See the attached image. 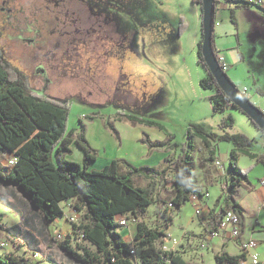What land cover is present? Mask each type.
Instances as JSON below:
<instances>
[{
    "label": "rangeland",
    "instance_id": "1",
    "mask_svg": "<svg viewBox=\"0 0 264 264\" xmlns=\"http://www.w3.org/2000/svg\"><path fill=\"white\" fill-rule=\"evenodd\" d=\"M27 1L0 0V15L4 18L0 23V53L12 67L25 75L30 89L70 103L67 128L74 131L73 135L84 132L85 138L96 151L95 169L102 168L107 161L118 157L119 153L123 154L116 146L115 129L123 136L121 140L132 146L131 155L127 158L136 165L160 169L163 163H159L162 161L161 151L175 148L168 158L180 155L181 160L189 152L194 175L202 188L208 171V166L202 164L208 162L209 150L215 155L218 152L224 154L234 145L231 141L216 137H206V142L192 132L190 137L186 134L190 126L187 125L188 120L204 124L213 130L211 132L221 134L219 123L222 115L219 112L213 114L209 99L211 90L199 85L204 72L195 60L197 27L196 24L194 26V17L195 9L198 13L200 11V4L194 0H71V11L67 13L61 10L60 5L56 10L53 8L51 14L44 11L43 15L40 9L42 15L36 13V22H32L31 12L25 10L26 18H29H19L17 24L14 18ZM37 4V8L44 6L47 9L46 0H38ZM76 7L82 9V14L76 13L79 18L73 13ZM3 8L8 11H3ZM109 19L114 23L109 22ZM180 20L184 22V28L175 42L171 36H166V32L171 24L179 23ZM239 23L244 39L246 25L241 19ZM18 25H22V29ZM117 25L119 37L112 39L113 27ZM82 29L86 30L85 33L80 32ZM261 41H256L263 50L262 54L255 57L257 62L264 59ZM251 84H248L249 88ZM236 86L241 89L243 85ZM251 91L249 89V99L264 110L260 96ZM221 113H224L223 117L227 116L226 112ZM124 114L149 117L162 124L161 127L140 126L138 123L126 126L122 123L126 119ZM236 115L234 124L222 130L229 134H249L253 129L252 124H249L251 122L241 112ZM116 117L121 118L119 124L115 122ZM143 126L147 129H143ZM162 133L165 137H162ZM139 134L151 142H162L164 146L151 147L149 150L139 138L135 140ZM74 138L70 143V153L64 157L81 163L83 150ZM138 144L146 145L147 152L139 149ZM223 165L228 174L229 162L225 160ZM122 169H126L124 165ZM132 180L133 184L144 187L149 182L136 175ZM171 181L170 175L160 172L157 178L160 189L157 187L154 193L159 192V197L167 200ZM4 194L7 198L19 199L20 206L32 219L27 234L23 235L22 231L15 228L16 212L4 203L1 198ZM72 203L71 200L61 203L64 213L58 216V222L46 224L40 211L32 206L27 196L14 185L6 187L0 183V216L15 235L26 240L27 251L21 248L18 254L28 258L32 264H83L71 259L60 247L65 240L77 251H80L79 244L90 246L75 228L84 221V213L73 211ZM153 208L152 205L145 214V221L150 226L158 223ZM69 216L74 217V221L69 222ZM57 232H60L61 237L53 241ZM4 238L2 233L0 241L5 245H0V254L13 251L10 241ZM124 238L132 241L129 234L124 233ZM37 251L39 254L36 256L34 253Z\"/></svg>",
    "mask_w": 264,
    "mask_h": 264
},
{
    "label": "trees",
    "instance_id": "2",
    "mask_svg": "<svg viewBox=\"0 0 264 264\" xmlns=\"http://www.w3.org/2000/svg\"><path fill=\"white\" fill-rule=\"evenodd\" d=\"M194 1L201 4V0ZM178 28L179 31L183 30L182 20ZM201 41L200 39L198 42V62L203 65ZM212 46L214 47L213 33ZM214 53L218 58L215 49ZM200 85L205 89L214 90V93L209 96L214 112H224L229 106L236 108L223 91L217 90L215 79L209 73L200 79ZM257 92L264 96V90L259 88ZM69 110L68 101L57 100L30 89L25 75L12 67L0 53V152L4 160L15 157V162L11 165H4L0 160V183L12 184L20 188L32 206L40 211L46 224L63 214L62 202L71 200L73 201L71 206L76 211H83L84 221L75 228L80 231L82 239L90 246L79 244L80 251H77L69 246L66 240L60 244L65 253L77 262L83 264H190L175 252L163 250L159 243L164 232L156 227H150L143 219L147 207L153 201H158L155 196L158 193L154 191L157 189V178L160 172L168 175L171 173V193L167 197L168 201L161 202L164 204L169 202L174 210L188 201L191 194L199 197L202 195L203 192L193 172L189 152L185 153L183 160L180 155L175 158L166 157L160 169L136 167L116 159L102 168H89L96 160V151L85 138L84 132L73 135L74 131L68 130ZM124 115V118L130 120L132 124L142 123L161 127L152 120ZM233 124V116L227 114L221 119L219 127L223 129ZM114 131L118 137V132L113 129ZM191 132L202 137L204 141L206 137H216L231 141L234 145L229 155L230 180L226 182L227 188L223 195L217 199L218 209L213 208L210 211L212 230H216L223 214L233 211L236 215H240L242 212L241 206L233 197L239 181L246 178V173L237 167L238 154L242 152L253 157L256 155L246 151V144L251 139L244 133H206L195 125L187 127L188 137ZM73 136L83 150L81 163L64 157L71 151L70 143ZM140 140L148 146L149 150L151 147L164 146L162 142H151L145 137H141ZM189 145L193 147L191 142ZM209 151L210 156L207 160L213 161L214 152ZM259 160L264 164L263 156L259 157ZM121 162L126 169L121 168ZM134 175L149 179L150 184L147 187L133 184ZM165 211L163 214H166ZM117 215L129 220L134 219L136 232L131 242L125 241L121 236L116 222ZM2 233L5 241H10L13 251L0 254V264H32L28 258L18 254L21 248L27 251L26 240L15 235L13 229L4 223L0 216V239ZM132 249H136L135 254L131 253ZM214 259L216 264H241L245 255H231L223 251L216 253Z\"/></svg>",
    "mask_w": 264,
    "mask_h": 264
},
{
    "label": "crops",
    "instance_id": "3",
    "mask_svg": "<svg viewBox=\"0 0 264 264\" xmlns=\"http://www.w3.org/2000/svg\"><path fill=\"white\" fill-rule=\"evenodd\" d=\"M195 14L196 17H194V26L196 24L197 27L195 30V36L197 39L195 60L197 61V65H199L203 69L204 73L201 77L203 78L206 77L208 73L203 65L198 62V42L200 41L202 36L201 6L199 13L195 9ZM239 19H241L244 22V25H246L245 29L243 28L244 39L241 37V27L240 23L238 24ZM108 21L113 22L110 19ZM171 25V28L167 29L166 36H171L176 42L180 35V31L178 28L179 23H174ZM112 32V39H117L119 37L118 25L113 27ZM212 33L214 45L213 48L218 55L223 56L224 62L226 64L225 73L227 74V76L235 85L240 84V86L243 85L247 87V95L250 94L249 89L255 91V93L253 91L251 92H253L255 95L260 96V101L264 104V96L260 95L257 92L259 88L264 90V59L258 62L254 60L255 57L258 54H262L263 51L258 46V43H256V41L261 39V44L264 45V11L241 3L222 2L215 7ZM174 49H176V47H174ZM249 83H252L250 88L248 87ZM210 90L211 94H213L214 90ZM224 112H226L227 114H231L233 118L236 119V114L240 111L238 109H235L234 107L229 106ZM214 113L217 112L213 111V114ZM219 113L223 118L224 113ZM238 116L242 118L241 115ZM142 118L146 120H153L149 117ZM115 119L116 121H114L119 124V119L117 117ZM122 123L126 126L131 125V122L128 119H124ZM138 124L140 126L142 125V123ZM191 124L195 125L196 122L193 123L192 121L188 120L187 125ZM249 124L251 125L252 123ZM140 126L135 127L138 128ZM196 126L206 133L213 131L210 130L211 128H207V126L204 124L198 123L196 124ZM251 126H253V132L251 131L248 132L249 134H245L251 139V141L246 144L247 150H245L252 155H256V157L242 152L238 154L237 167L246 173V178L239 181V184L238 186H236L235 192L233 194L234 199L242 208L241 214L238 215L239 237L231 238L228 235L227 230L219 228H217L216 230H212L213 223L212 219L210 218L211 209H218L219 207L217 206V199L221 195H223L224 192L222 190V186L224 184V181L227 182L228 180V174H226L225 176L221 175L219 170L214 167L215 161L219 160L222 165L225 160L229 162V155L231 151L230 149L224 154H221L220 152H218L217 155L214 154L213 161L204 162V164H202V166H204L205 164L206 166H208V171L204 179V186L201 188L203 193L200 197L198 196L197 202L190 201L188 199V201H186L180 208L174 210L173 206L170 205L169 202L165 204L161 202L163 201V199L159 197V192L158 195H155L157 196L158 201H153V203L147 207L146 211L143 214V219L145 221V214L148 213V210L153 205V209L156 210L155 219L158 220V223L154 224V226H149L156 227L164 232V235L159 243V246L161 248L163 246H166L167 251L175 252L177 255L181 256L183 260L190 264H216L214 259L216 253L225 251L231 255H239L241 254V242L243 240L252 239L257 242L256 249L259 252L260 257L264 258V186L261 184V181L264 180V164L259 160V157L263 156L264 154V136L253 124ZM227 127L229 128L230 126ZM142 128L147 129L144 126ZM222 132H224L222 129L219 130V133ZM162 134V137H165V134ZM138 136L139 137L135 138L136 141H138V138H141L140 134ZM122 137L123 136L118 133V137H116V146L117 149L123 151V154L119 153V156L113 159H116L118 161H126L136 167L142 166L139 164L136 165L134 161L132 162L129 158H127L131 155L129 154V152L131 151L132 146L122 141ZM137 146L139 149L147 152L146 145L138 144ZM172 150L175 151V148ZM172 150L161 151L160 154L162 161H160L159 163H162L164 159L169 156ZM1 155L2 153L0 152V160L4 164V159H2ZM113 159L107 161L106 164L110 163ZM120 165L122 168V162L120 163ZM95 166L96 165L94 161L91 168H95ZM212 169L214 170V172H211ZM169 175L171 176V173H169ZM149 184L150 180L148 182V185ZM5 185L6 187L13 186L12 184ZM14 187L19 189L20 192L24 195L20 188L16 186ZM159 189L160 187H158V190ZM1 198L3 199L4 203L11 206L16 212V222L14 224L15 228L22 231L23 235L27 234V231L29 229L28 226L29 224H31L32 219L28 216V214H26L25 209L20 206V200L15 198L12 199L10 197L7 198L5 194L3 196L1 195ZM196 208L200 209L199 213L197 214L195 213ZM62 210L64 213L63 207ZM164 211L166 212V214H163ZM117 217L124 216L117 215L116 218ZM58 219L59 217H57L52 222H58ZM174 224L175 226H173ZM119 232L125 241L127 240L124 238V233L129 234L133 239V236L136 232L135 222H129L126 226L119 227ZM171 238H174L175 241H173ZM241 264H250V262L248 260H244Z\"/></svg>",
    "mask_w": 264,
    "mask_h": 264
},
{
    "label": "water",
    "instance_id": "4",
    "mask_svg": "<svg viewBox=\"0 0 264 264\" xmlns=\"http://www.w3.org/2000/svg\"><path fill=\"white\" fill-rule=\"evenodd\" d=\"M200 6L202 33L200 49L203 57V67L215 79L217 90L223 91L233 105L246 115L249 121L264 135V111L244 95L230 80L221 69L215 56L212 46L215 1L201 0Z\"/></svg>",
    "mask_w": 264,
    "mask_h": 264
},
{
    "label": "built area",
    "instance_id": "5",
    "mask_svg": "<svg viewBox=\"0 0 264 264\" xmlns=\"http://www.w3.org/2000/svg\"><path fill=\"white\" fill-rule=\"evenodd\" d=\"M215 1V7L218 6L220 3L224 2V3H229V2H236V3H241V4H245L248 6H252L255 7L257 9H260L262 11H264V0H214ZM218 63L221 64V69L223 71L226 70V64L224 62V58L222 55H218ZM240 91L246 95L247 93V87L242 86ZM248 96V95H247ZM249 98V97H248ZM264 111V110H263ZM264 156V154H263ZM15 162V157H11L9 159H5L4 160V165H11L12 163ZM215 166L216 168L219 170V172L221 173V175H226V170L224 168V166L221 164V162L219 160L215 161ZM261 184L264 186V180L261 181ZM223 192H225L226 188H227V183L226 181H224L223 184ZM207 195V193H206ZM189 200L190 201H198V196L195 194H191L189 196ZM171 205V204H170ZM74 209V208H73ZM73 211H76L75 209ZM200 209L196 208L195 209V213H199ZM67 220L69 222L74 221V217L69 216L67 217ZM134 219H126L125 217H117L116 218V222L118 223L119 227L122 226H126L128 224V222H133ZM219 229H223V230H227L228 231V235L231 238H238L239 237V217L238 215H236L233 211H228L225 214H223L219 220ZM78 233H80V231L77 229ZM81 235V234H80ZM60 232H57L52 240L56 241V238H60ZM82 237V235H81ZM173 241H175L174 238H171ZM1 246H4L5 243L4 242H0ZM257 242L255 240L252 239H248V240H243L241 242V254L245 255V259L244 260H248L250 262V264H264V258L260 257L259 252L257 251ZM163 250H166V246L162 247ZM132 254L136 253V249H132L131 250ZM38 251L34 253V255H38Z\"/></svg>",
    "mask_w": 264,
    "mask_h": 264
},
{
    "label": "flooded vegetation",
    "instance_id": "6",
    "mask_svg": "<svg viewBox=\"0 0 264 264\" xmlns=\"http://www.w3.org/2000/svg\"><path fill=\"white\" fill-rule=\"evenodd\" d=\"M40 1V0H39ZM41 1H43V0H41ZM54 2V3H51V2ZM37 2H38V0H28L23 6H22V11L19 13V15L18 16H16V18H14L15 20H16V23L18 24V19L20 18V19H28V18H26V15H25V10L27 11V10H29L30 12H31V18L33 19V21L32 22H36V18H35V14L36 13H40L39 11H40V9H42L43 10V15H44V13L46 12V11H48V13H52L53 12V8H54V10H56L57 8H58V6L60 5L61 6V10L62 11H64L65 13H67V12H69V11H71V6H72V2L73 1H71V0H59V3H58V0H46V3H47V5H46V7H47V9L43 6H39L38 8L36 7L38 4H37ZM76 4V3H75ZM52 6V7H51ZM79 8V7H78ZM77 7L76 8H74L73 9V13H74V16H76V17H78L77 16V14L76 13H78V12H80L81 14H82V12H81V8H79L78 9ZM3 11H8V10H6L5 8H3ZM45 11V12H44ZM84 11H85V9H84ZM72 13V14H73ZM41 15H42V13H40ZM71 15V14H70ZM6 17H7V20L9 19V17H8V15H5ZM72 16V15H71ZM79 18V17H78ZM4 20V18L0 15V23L2 22ZM8 21H10V20H8ZM28 22V24H30L29 23V21H27ZM31 22V25L33 24ZM2 28H4V26H1ZM18 27L19 28H21L22 29V25H18ZM25 27H26V25H25ZM33 27V26H32ZM34 28V27H33ZM86 31V30H85ZM85 31H84V29H82L80 32H82V33H85ZM87 31H89V28H88V30Z\"/></svg>",
    "mask_w": 264,
    "mask_h": 264
}]
</instances>
